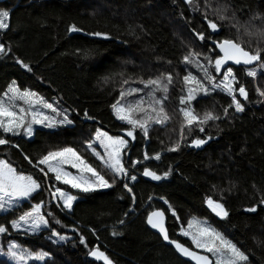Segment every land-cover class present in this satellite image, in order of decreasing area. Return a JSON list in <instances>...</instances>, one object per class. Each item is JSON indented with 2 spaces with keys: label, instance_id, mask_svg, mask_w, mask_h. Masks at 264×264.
<instances>
[{
  "label": "trees",
  "instance_id": "trees-1",
  "mask_svg": "<svg viewBox=\"0 0 264 264\" xmlns=\"http://www.w3.org/2000/svg\"><path fill=\"white\" fill-rule=\"evenodd\" d=\"M0 11L10 14L9 28L0 30V44L9 50L0 59V99L15 82L22 91H34L50 103L60 102L74 121L56 129L36 128L31 138L23 129L21 135L4 136L11 143L0 145V159L31 175L41 187L30 200L0 211V225L8 228V233L0 235L2 247L15 241L31 252L47 253L45 264H104L90 255L96 247L112 264H191L149 227V215L162 210L171 240L196 251L181 229L191 220L205 219L245 253L248 260L242 264H264V96L260 95L264 72L259 63L233 66L248 92L246 100L237 94L242 112H236L230 106L231 97L219 90L209 95L200 92L191 103L201 117L211 112L219 119L194 124L189 130L179 111L186 106L179 103L185 95L183 77L191 73L203 80L202 70L185 64L184 57L199 53L200 63L207 66L203 57L215 58L218 52L210 51L214 45L208 40L211 29L205 17L220 25V32L212 33L218 39L230 38L248 50H264V36L257 35L264 33V0H192L191 4L185 0H7L0 4ZM72 26L81 31L71 32ZM97 32L108 38L93 35ZM197 33H204L205 40ZM261 55L264 59V51ZM246 68L257 70V77H248ZM209 72L215 75L211 67ZM168 73L173 84L164 107L171 118L162 125L152 124L147 138L139 129L135 140L126 137L130 126L115 117L111 105L122 89L140 88L143 95L149 89L140 81ZM138 98L130 95L122 103ZM98 129L130 141L123 155L127 180L115 177L87 148ZM196 138L208 142L199 148L189 146ZM177 143L178 151L167 150ZM65 147L74 148L109 182L115 179L106 191L77 193L64 186L80 198L70 211L53 202L54 174L46 179L39 170L47 171L44 165L33 167L49 152ZM145 154H159L160 159L144 160ZM134 161L141 163L133 166ZM145 167L162 179L143 176ZM208 198L222 203L228 217L216 216L207 206ZM41 202L48 227L30 234L11 227L19 214ZM251 207L257 210L246 211ZM53 230L69 239L55 241ZM81 236L86 244L80 242ZM0 264L12 263L0 254Z\"/></svg>",
  "mask_w": 264,
  "mask_h": 264
},
{
  "label": "snow or ice",
  "instance_id": "snow-or-ice-1",
  "mask_svg": "<svg viewBox=\"0 0 264 264\" xmlns=\"http://www.w3.org/2000/svg\"><path fill=\"white\" fill-rule=\"evenodd\" d=\"M186 3L191 4L192 0H185ZM224 19L223 16L220 17ZM10 14L8 11H0V30H6L9 28ZM207 27L211 29V33L208 36V40L214 45L210 51L218 49L215 58L211 56H204V60L207 61V66L201 64L198 57L199 53H190L184 57L183 62L185 64H195L202 70L203 80L198 79L196 76L188 73L183 77V91L185 95L180 97L179 103L186 105L179 111L184 118V127L191 130L194 124L204 125L208 121L219 119V116L212 114L211 112L204 113L203 117L195 112L191 103L196 99L198 93L202 92L204 95H209L212 91L219 90L231 97L230 106L234 105L236 112H242L244 110L240 100L237 99V94L244 98H248V92L243 84L237 78L236 71L233 66H252L259 63V68L264 72V59H262L261 52L264 51L260 48L255 50H248L241 43H238L230 38H224L222 40L213 36L212 33L220 32V25L212 20H208L205 17ZM71 32L81 31L76 26H72ZM95 36L108 37L102 33H94ZM257 35L264 36V33H258ZM198 38L201 41L205 40L204 33H197ZM8 51L3 44H0V59L8 55ZM27 71H31V68L24 64L22 61H17ZM213 68L215 75L209 72V68ZM246 75L248 77H257L258 72L253 68H246ZM219 77V79H218ZM207 82V86L205 84ZM128 83L127 80L124 81ZM143 84L144 89H149L148 92L140 95L143 89L129 88L122 89L119 98L111 105L113 114L115 117L129 125L130 127L125 131V136L136 139V130L139 129L145 138L149 135V130L152 124H165L171 118L164 107V102L168 99L169 86L173 84V76L171 73L162 74L161 77L155 79H149L147 81H140ZM239 85V87H237ZM163 93L162 96L157 97L156 93ZM11 94V95H9ZM137 95L138 99L132 102L122 103L127 96ZM260 95L264 96V91L260 92ZM7 97V102L0 99V145H8L11 143L9 139L4 138L6 135L18 136L21 135V129L23 134L31 136L33 134V125L39 124L43 127L53 128L58 124H71L72 121L65 113L61 120H57L56 116L60 115V112L52 103H48L42 98L34 99L37 94L30 91H22L13 82L9 85L7 91L4 93ZM21 100L28 105V108L20 107L16 109L13 101ZM39 103L41 108L48 109L55 116L45 115L42 111L34 110V104ZM227 112V109H225ZM31 115V121L27 120V117ZM204 127L200 126L199 131L204 132ZM183 135V130H182ZM208 139H211L209 137ZM95 140L99 143L100 147L104 149V154L96 151L93 144L89 142L87 148L90 149L93 154L99 159L105 167H107L115 177H128V170L124 166L123 156L124 150L127 148L130 141L124 137H113L105 131L97 130ZM208 142L207 139L196 138L191 141V147H201ZM15 146V145H13ZM180 145L177 143L175 146L168 148L170 152L178 151ZM107 157V159H105ZM25 159L29 160V163L33 162L25 156ZM155 159L159 160L160 155L156 154L154 157H150L145 154L144 160ZM141 163V161L132 162L133 166ZM44 165L47 169L39 168L47 179L49 173H53L55 180L65 185H69L72 189H78L81 192L88 193L96 191L100 188H109L115 183V179L111 182L105 178L100 172L96 170L91 164H89L74 148L65 147L63 149L49 152L47 155L39 159L33 167H39ZM64 165H70L72 169H76L80 175H74L71 171H67ZM89 173L90 177H85L83 174ZM142 175L150 177L152 180H160L162 177L157 175L156 172L151 171L148 167H145ZM168 175L164 173V178ZM94 178V179H93ZM132 181L136 180V176L130 177ZM41 187V183L34 179L31 175H24L19 172L9 161L0 159V211H9L11 208L18 206L19 202L27 201L32 198L34 192H37ZM125 187H128L127 184ZM131 192V188L128 189ZM54 200L59 199L63 202V207L71 210L72 204L78 197L72 193H69L63 189L55 188L51 192ZM207 206L212 212L220 217L227 218L229 213L225 206L208 198L206 200ZM264 203V200H261ZM59 206V205H57ZM43 202L31 205L29 211H25L17 219L11 221V227L15 230L27 229L33 232H38L43 228L49 226L48 220L41 213ZM256 207L246 209L249 212H255ZM175 215V212H172ZM51 215V213H48ZM155 217L156 219H153ZM164 214L163 212H154L148 218V223L152 228L158 229L163 235L164 240L171 244H174L177 251L182 255L190 258L195 264H213V260L209 255H201L198 251L192 250V248L185 246L184 244L170 240L167 230L163 224ZM57 224L59 220L55 221ZM196 227V231L193 233L190 231L193 227ZM8 233V228L0 225V235ZM117 233H113L116 235ZM52 236L58 237L59 240H65L66 237L56 232L51 233ZM181 235L188 237L191 240L192 246L197 250L211 254V257H215V264H241L246 262L248 257L242 253L237 246L228 240L221 232L215 228L206 224V222H199L191 220L188 223V230L181 229ZM80 242L86 244L83 236L80 237ZM230 254V255H226ZM11 260L19 262V264H27L28 260H43L48 254L28 252L23 249H18L16 243H10L7 252L4 253ZM90 255L98 261H103L104 264H112L111 260L103 251L98 247L94 248Z\"/></svg>",
  "mask_w": 264,
  "mask_h": 264
},
{
  "label": "rangeland",
  "instance_id": "rangeland-1",
  "mask_svg": "<svg viewBox=\"0 0 264 264\" xmlns=\"http://www.w3.org/2000/svg\"><path fill=\"white\" fill-rule=\"evenodd\" d=\"M15 85L17 86V87H19L18 86V84L17 83H15ZM24 91H30V92H34V91H31V90H24ZM34 93H36V92H34ZM37 94V93H36ZM9 95H11V94H9ZM38 98H42L41 96H39L38 94H37V97L36 98H34V99H38ZM43 99V98H42ZM3 100H5L6 102H7V97H5L4 96V99ZM43 100H45V99H43ZM46 102H48L47 100H45ZM13 103H15V105H16V109L18 110L20 107H24V108H28V105L26 104V103H24L23 101H21V100H16V101H13ZM48 103H50V102H48ZM53 105H54V107H56L57 108V110L60 112V115L59 116H56V119L59 121V120H61L62 119V117H63V115L66 113L67 115H68V117H69V119L72 121V123L71 124H58L57 126H55V127H53V128H47V127H43L42 125H39V124H34L33 125V132H34V130L36 129V128H46V129H56V128H58V127H63V126H70V125H72L73 123H74V121L72 120V118L70 117V113H69V110H67V109H65L63 106H62V104L60 103V102H56L55 104L54 103H52ZM186 107V106H185ZM34 110H37V111H42L45 115H51V116H55V114L54 113H52L50 110H48V109H43V108H41V106L39 105V103H35L34 104ZM27 120H30L31 121V115H29L28 117H27ZM99 130H101V131H104V130H102V129H99ZM97 132V131H96ZM110 135V134H109ZM32 136V135H31ZM31 136H28V138H31ZM95 136H96V133H95V135H94V139H93V141H92V144L95 146L94 148L96 149V151H98V152H100L102 155L104 154V149L103 148H101L100 147V145H99V143L95 140ZM112 136V135H111ZM113 137H116V136H113ZM126 139V138H125ZM128 146H129V144H128ZM128 146H127V148H128ZM126 148V149H127ZM126 149L124 150V153H125V151H126ZM124 153H122V156L124 155ZM105 159H107V157H105ZM64 168H65V170H67V171H71L74 175H80V173L76 170V169H72L71 167H70V165H64ZM51 174H53V173H51ZM85 177H90V174L89 173H84L83 174ZM94 179V178H93ZM125 179L127 180V177H125ZM64 186H67L68 188H70V189H72L69 185H65V184H62V183H60V182H57L56 184H55V188H60V189H63V190H65V191H67V192H69V193H72V194H74V195H76L73 191H75V192H77V193H84V192H81V191H79L78 189H72L73 191H71V190H69V189H64L63 187ZM50 187H51V184H50ZM55 188H50V190H51V192L52 191H54L55 190ZM111 187H109V188H100V189H97L96 191H106V190H109ZM91 192H93V191H91ZM35 193V192H34ZM77 196V195H76ZM78 197V196H77ZM53 198V197H52ZM80 198L78 197V199L77 200H75L74 202H73V204H72V208H73V206L76 204V202L79 200ZM28 201V200H27ZM22 202V201H21ZM21 202H19V203H21ZM53 202L55 203V204H58V205H60V206H62L63 207V202L62 201H60L59 199H56V200H54L53 199ZM15 208V207H14ZM14 208H11L10 210H12V209H14ZM71 208V209H72ZM63 209H65V210H67V211H70L69 209H67V208H64L63 207ZM9 210V211H10ZM30 210V209H29ZM29 210H27V211H29ZM41 210H42V208H41ZM3 212H7V211H3ZM20 216V214L17 216V218ZM16 218V219H17ZM194 220H196V221H199V222H206V224L207 225H209V226H211V227H213L212 225H210L209 224V222L208 221H206L205 219H194ZM214 228V227H213ZM42 229H43V227H42ZM216 229V228H215ZM185 230H188V227L185 229ZM217 230V229H216ZM16 231H22V232H26V233H37V232H33V231H31V230H27V229H21V230H16ZM41 231V230H40ZM40 231H38V232H40ZM190 231H192L193 233L196 231V227L194 226ZM217 231H219V230H217ZM220 232V231H219ZM63 236H65L66 237V239L65 240H59L58 239V237H56V236H54V240L55 241H57V242H66L68 239H69V237L68 236H66V235H63ZM229 240V239H228ZM10 243H16L15 241H10V242H8V243H4V247H2L1 246V244H0V254L3 256V257H5V258H7L12 264H19V262H17V261H14V260H11L8 256H6L4 253H6L7 252V249H8V246H9V244ZM17 245H18V249H23V250H26L25 248H23L20 244H18V243H16ZM26 251H28V252H31V251H29V250H26ZM196 251H198V252H201V253H206V252H203L202 250H197L196 249ZM241 251V250H240ZM242 252V251H241ZM31 253H33V255H35V254H38V253H34V252H31ZM242 253H244V252H242ZM245 254V253H244ZM208 255V254H207ZM226 255H230V254H227L226 253ZM211 257V256H210ZM48 258V256H46L43 260H39V261H37V260H28L27 261V264H32V263H34V262H37V263H39V264H45V262H46V259ZM215 257H214V261H215ZM103 262V261H102ZM242 263H244V262H241V264Z\"/></svg>",
  "mask_w": 264,
  "mask_h": 264
},
{
  "label": "water",
  "instance_id": "water-1",
  "mask_svg": "<svg viewBox=\"0 0 264 264\" xmlns=\"http://www.w3.org/2000/svg\"><path fill=\"white\" fill-rule=\"evenodd\" d=\"M6 1H7V0H0V4L4 3V2H6ZM217 50H218V49H217ZM236 67H238V66H236ZM239 67H244V66H239ZM246 67H248V66H246ZM146 178L152 180L150 177H146ZM154 212H163V211H162V210H156V211H154ZM154 212H152V213H154ZM152 213H151L149 216H151ZM163 214H164L163 224H164V227L166 228L167 233H168V236H169V232H168V229H167V216H166V214H165L164 212H163ZM148 218H149V217H148ZM153 219H156V218L153 217ZM148 225H149V227L152 229L153 232H155L156 234H158V235H159L160 237H162V239L164 240L163 235L159 232L158 229H154V228H152L151 225H150L149 223H148ZM169 238H170V237H169ZM170 240H171V239H170ZM172 241H174V240H172ZM164 242H165V244H167L168 246L173 247V248L175 249V251L178 253V255H179L181 258H183L185 261H187V262H189V263H191V264H195V262H194L193 260H191L190 258H188V257H186V256H184V255H182L179 251H177V249L175 248L174 244H171V243H169V242L166 241V240H164ZM176 242H177V241H176ZM199 254H201V255H207V254H204V253H201V252H199ZM210 258L213 260V264H215L214 259H213L212 257H210Z\"/></svg>",
  "mask_w": 264,
  "mask_h": 264
},
{
  "label": "built area",
  "instance_id": "built-area-1",
  "mask_svg": "<svg viewBox=\"0 0 264 264\" xmlns=\"http://www.w3.org/2000/svg\"><path fill=\"white\" fill-rule=\"evenodd\" d=\"M126 189H127L128 192H130V191L128 190V189H129L128 187H127Z\"/></svg>",
  "mask_w": 264,
  "mask_h": 264
},
{
  "label": "bare ground",
  "instance_id": "bare-ground-1",
  "mask_svg": "<svg viewBox=\"0 0 264 264\" xmlns=\"http://www.w3.org/2000/svg\"><path fill=\"white\" fill-rule=\"evenodd\" d=\"M178 242V241H177ZM193 250V249H192Z\"/></svg>",
  "mask_w": 264,
  "mask_h": 264
}]
</instances>
